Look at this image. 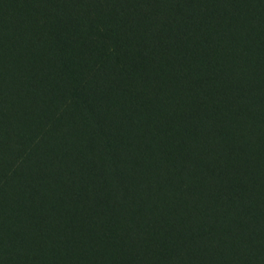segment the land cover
<instances>
[{"label":"trees","instance_id":"trees-1","mask_svg":"<svg viewBox=\"0 0 264 264\" xmlns=\"http://www.w3.org/2000/svg\"><path fill=\"white\" fill-rule=\"evenodd\" d=\"M0 44L13 63L21 49L39 59L62 47L90 53L80 92L113 98L98 116L111 181L99 188L65 175L64 188L91 194L95 217L51 238L53 258L264 264V0H0ZM0 80L4 149L8 97L22 95L25 83L13 86L1 72ZM64 142L59 153L27 151L23 162L33 177L38 161L52 164L53 188L65 174L59 166L80 157V141ZM228 165L250 168L235 179ZM7 260L0 264H21Z\"/></svg>","mask_w":264,"mask_h":264},{"label":"rangeland","instance_id":"rangeland-1","mask_svg":"<svg viewBox=\"0 0 264 264\" xmlns=\"http://www.w3.org/2000/svg\"><path fill=\"white\" fill-rule=\"evenodd\" d=\"M3 44H0V72L11 80L13 86L25 85L22 95L8 97L10 124L6 125L5 130L6 135L11 137V143L8 145L5 137H1L4 149L0 148V258L19 260L22 264L27 255L38 264H48L53 260L70 264L65 251L62 254L57 252L56 259L53 258L57 248L51 238L57 236L61 241L64 230L74 229L78 222L93 224L96 203L95 206L91 205V194L88 192L67 190L63 181L66 182V176L75 181L80 176L86 178L87 182L99 183V188L111 181L112 174L106 164L109 157L101 143V135H105L107 130L105 132L106 128L98 116L103 108L113 102V98L108 99L104 90L98 99L80 92L82 82L90 74V71L87 74V70H84V65L91 60L90 53L62 47L55 51L50 49L43 59H39V53L33 55L31 51L19 49V61L13 63L3 57ZM113 74L117 80V72ZM2 85L0 80L1 94ZM37 86L41 89L33 94ZM25 111L30 112L27 117ZM68 139L80 141L76 144L80 157L70 162V166H76L80 174L69 172L70 166H59L65 174L60 186L53 188L48 183L51 181L52 164L47 162L45 166L44 162L38 161V177L41 180L37 174L33 177L32 171L23 164L28 152L32 149L51 152L54 148L59 153ZM42 155H35L28 161L37 165L35 161ZM115 161L119 162V158ZM226 168L235 172L236 179L237 172H247L250 167L239 165L235 169L228 165ZM258 178L253 175L251 179L257 182ZM34 190L39 192L36 197L31 193ZM105 197L104 191L97 202L100 203V199ZM82 209L88 211L87 218L82 215ZM26 217H33L35 225H26ZM36 225L38 230H35Z\"/></svg>","mask_w":264,"mask_h":264}]
</instances>
